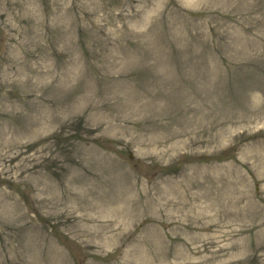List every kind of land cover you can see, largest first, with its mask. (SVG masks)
I'll list each match as a JSON object with an SVG mask.
<instances>
[{
    "label": "rangeland",
    "instance_id": "374dc122",
    "mask_svg": "<svg viewBox=\"0 0 264 264\" xmlns=\"http://www.w3.org/2000/svg\"><path fill=\"white\" fill-rule=\"evenodd\" d=\"M0 264H264V0H0Z\"/></svg>",
    "mask_w": 264,
    "mask_h": 264
}]
</instances>
